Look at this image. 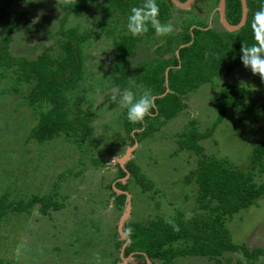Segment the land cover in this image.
Wrapping results in <instances>:
<instances>
[{
  "label": "rangeland",
  "instance_id": "obj_1",
  "mask_svg": "<svg viewBox=\"0 0 264 264\" xmlns=\"http://www.w3.org/2000/svg\"><path fill=\"white\" fill-rule=\"evenodd\" d=\"M202 1L195 3L198 7L193 10L212 7L211 3ZM68 2L0 0V10L4 8V13L12 19H19V15L26 13L21 29L30 26L37 31L30 32L28 38L24 31L15 35L10 43V53L15 57L22 55L28 58H35L43 52L54 56L60 51L58 41L61 35L58 33L76 25L81 28L87 26L95 36L98 33L95 22L75 18L65 11L64 5ZM94 15L100 18V10H95ZM192 18L194 16L186 10L174 12L169 22L173 31L169 34L179 32L183 23ZM199 19H207L209 23L211 18L201 12ZM213 23L219 27L217 19ZM44 31L49 33L48 37L44 36ZM167 35H156L146 47L139 49L136 61L151 56L155 43H161ZM106 39L109 38L92 37L86 42V74L76 91L69 94V103L72 105L78 101L77 105L84 113L100 109L96 112L100 116L91 122V140H80L78 145L66 136L44 143L29 138L37 118L23 105L21 94L7 93L10 86L8 78L0 77V197L8 199L7 203H26L38 192H51L64 205L61 210H50L48 216L39 214V205H36L29 215L9 212L2 217L0 264H120L124 245L119 227L124 207L121 212L115 208L112 194L119 159L126 153H134L129 155L126 163L132 161L139 166L141 173L154 184V188L146 193L139 191L136 182L128 186L131 211L124 224L130 220L145 222L156 215L167 217L188 211L195 204L196 187L194 183L184 186L182 181L196 168L197 157L185 150L178 152L174 134L190 119L197 120L201 131L211 127L219 117V91L226 84L245 87L251 92L253 104L264 103V77L241 64L224 80L215 78L193 91L185 99L188 107L182 114L163 127L155 138H147L140 142L139 147L132 148L128 145L122 123L117 119L121 108L110 110L102 104L105 96L118 92L111 87L106 74L108 52L113 48L110 39ZM263 139L264 109L258 112L250 110L245 114L239 108H231L213 135L201 143L204 155L216 152L217 157L226 158L235 167L246 169L252 149ZM255 175L264 181V175ZM128 180L129 175L124 182ZM54 183L56 188H53ZM227 227L234 243L248 250L264 248V196L236 214ZM117 242L121 244L116 248ZM220 261V264H264L261 257L256 261L249 260L239 251L224 253ZM129 264L143 262L136 259ZM174 264L216 263L206 257L187 256L177 258Z\"/></svg>",
  "mask_w": 264,
  "mask_h": 264
},
{
  "label": "trees",
  "instance_id": "obj_2",
  "mask_svg": "<svg viewBox=\"0 0 264 264\" xmlns=\"http://www.w3.org/2000/svg\"><path fill=\"white\" fill-rule=\"evenodd\" d=\"M157 3L161 23L169 24L174 12H182L171 0H157ZM142 4L143 0H69L64 10L75 18L93 20L98 33L92 36L87 26L69 27L58 33L61 40L58 41L60 51L56 55L43 52L35 58L15 57L10 53V43L19 32L24 31L27 38L30 32L37 33L30 26L21 29L26 13L19 15V19H12L4 13V8L0 10V27H3L0 29V77L8 78L10 86L7 93L21 94V102L37 118L29 138L44 143L66 136L77 145L80 140H91V122L100 116L96 113L100 109L84 113L77 105L78 101L72 105L69 103V94L76 91L85 77L84 45L92 37L109 38L113 46L108 52L106 74L111 87L118 92L104 97L102 104H106L107 109L119 107L112 97H119L125 89H131L137 95L149 90L157 97L151 114L142 123L129 122L126 110L121 108L117 119L122 123L130 147L135 144L139 147L140 142L147 138H155L163 127L187 109L185 99L193 91L215 78L224 80L238 69L242 64L243 46L264 43V33L258 37L253 28L255 13L264 8V0H246L247 19L238 31L230 33L221 27L220 30L209 27L208 21L197 20L198 16L191 13L194 19L184 22L179 32L167 35L161 43L156 42L151 56L137 62L138 50L157 35L152 28L138 36H132L127 30L128 12L131 7ZM97 9L101 12L100 18L94 15ZM225 13L231 25L239 24L241 0H225ZM44 36L48 37L49 33L44 31ZM251 100V92L247 88L226 84L219 91V117L211 127L201 131L197 120L190 119L174 134L176 150H185L197 157L196 168L182 181L184 186L195 184V204L190 210L176 212L174 216L156 215L145 222L140 219L125 223L122 230L129 244L123 251L124 257H135L143 264H174L177 258L198 256L220 264L224 253L239 251L246 259L256 261L261 257L264 260V248L248 250L234 243L227 227L236 214L264 196V181L261 177L255 178L256 173L264 175V139L252 149L246 169L237 168L226 158L217 157L216 152L204 155L201 143L213 135L229 109L239 108L245 114L250 110L258 112L264 109V103L253 104ZM116 167L114 180L117 181L112 194L115 208L121 212L126 196L119 191L130 194L128 186L136 182L139 191L146 193L154 188V184L132 161L127 162L124 168L119 163ZM126 175H129V180L121 181ZM56 187L54 183L53 188ZM38 193L29 197L26 203H7L8 199L0 197V220L9 212L29 215L36 205H39L37 212L43 216H48L50 210L63 209V203L57 201L51 192ZM169 220L172 223L166 222ZM122 243L125 244L126 239ZM120 244L117 242L115 247Z\"/></svg>",
  "mask_w": 264,
  "mask_h": 264
},
{
  "label": "clouds",
  "instance_id": "obj_3",
  "mask_svg": "<svg viewBox=\"0 0 264 264\" xmlns=\"http://www.w3.org/2000/svg\"><path fill=\"white\" fill-rule=\"evenodd\" d=\"M189 8L186 9V11L189 10ZM159 14L160 8L157 0H143V4L141 6L131 7L127 14L126 27L128 32L132 36H138L147 33L149 28H152L155 30L157 35H167L171 33L173 31V26L171 24L161 23ZM211 20L212 19L209 20V27L215 28L213 24L210 25ZM219 24H221L220 21ZM253 28L256 30L258 37L261 33H264V8L255 13ZM241 52L242 55L240 59L245 68L250 69L254 74H259L264 77V43L253 44L247 47L243 46ZM156 99L157 97L149 90H144L141 94L137 95L131 89L123 90L119 97H112V100L117 102L120 108L126 110V117L128 121L132 123H142L145 118L151 114L153 108L155 107ZM122 168H124V166ZM127 177L128 175H126L124 179ZM124 179L121 181L124 182ZM119 192L123 193L121 191ZM166 222L172 223L170 220Z\"/></svg>",
  "mask_w": 264,
  "mask_h": 264
},
{
  "label": "water",
  "instance_id": "obj_4",
  "mask_svg": "<svg viewBox=\"0 0 264 264\" xmlns=\"http://www.w3.org/2000/svg\"><path fill=\"white\" fill-rule=\"evenodd\" d=\"M172 4L180 10H186L189 8L190 4L193 2V0H186L184 3H181L179 0H171ZM241 5H242V18L241 21L239 22V24L237 25H231L230 23H228L226 17H225V0H219V6H218V12H219V21L222 25V27L228 31V32H235L238 31L239 29H241L243 27V25L246 22L247 19V12H248V8L246 5V0H241ZM136 146V144L134 145ZM134 146L132 148H134ZM132 150V149H131ZM129 155H131V153H126V155L124 157H122L119 161L120 165L123 167L124 163L127 161V158L129 157ZM126 196V201H125V205H124V209H123V214L122 217L120 219V233L123 235V238H125V233L123 232L122 228L124 226V222L128 219V217L130 216V211H131V196L128 192H123ZM126 244L124 245L123 250L125 249V247L129 244V239L126 236Z\"/></svg>",
  "mask_w": 264,
  "mask_h": 264
},
{
  "label": "flooded vegetation",
  "instance_id": "obj_5",
  "mask_svg": "<svg viewBox=\"0 0 264 264\" xmlns=\"http://www.w3.org/2000/svg\"><path fill=\"white\" fill-rule=\"evenodd\" d=\"M215 1H217V3H216V5L214 6V3H215ZM219 0H206V2L207 3H211L212 4V7L211 8H209V9H199L198 8V11H195V10H193L194 8H196L195 6H194V4L195 3H202L203 1L201 0H194L193 2H192V4H191V6H190V8H189V10H187V12H189V13H195V12H197L198 14H196L197 16H200L201 15V12H205L206 13V15L208 14V17H210L212 20H211V24L210 25H214V20H216L217 19V22H218V24H219V12H218V6H219V2H218ZM212 15H213V17H212ZM204 16V15H203ZM225 17H226V13H225ZM227 19V18H226ZM220 25V27L222 28V26H221V24H219ZM217 28H219V27H215V29H217ZM217 30H219V29H217ZM125 238H126V235H125ZM125 238H123V236H122V240H125ZM126 244V243H125ZM125 244H123V245H125ZM124 248V247H123ZM126 248V247H125ZM121 250V249H120ZM123 249L121 250V253H120V259H119V261H120V264H129L130 263V261H135L136 260V258L135 257H124L123 256ZM118 261V262H119Z\"/></svg>",
  "mask_w": 264,
  "mask_h": 264
}]
</instances>
